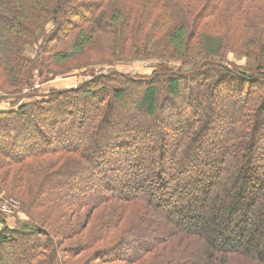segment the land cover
<instances>
[{
	"label": "trees",
	"instance_id": "16d2710c",
	"mask_svg": "<svg viewBox=\"0 0 264 264\" xmlns=\"http://www.w3.org/2000/svg\"><path fill=\"white\" fill-rule=\"evenodd\" d=\"M84 1L0 0V89L8 92L0 99L20 96L34 69L41 75L115 59L158 63L148 76L113 70L0 111V169L18 164L19 183L37 182L28 202L0 185L14 201L10 213L0 210L1 223L19 208L30 218L21 228L0 226L1 259L14 255L2 264L71 262L55 233L32 217L55 174H75L84 185L89 177L104 180L85 193L73 179L80 191L73 196L66 183L60 198L91 222L86 247L97 245L93 257L104 264L115 263L106 253L124 247L131 251L120 262L131 264H264V14L250 4L256 0ZM26 48L36 56L16 76L14 61ZM91 51L108 57L63 63ZM230 53L253 59L254 67L227 59ZM58 63L64 66L52 70ZM95 98L101 104L88 113ZM79 112L77 125L87 132L57 148L53 138L63 141L67 133L59 130L70 132ZM102 145L104 162L113 152L122 156L109 172L88 166ZM59 150L62 164L43 159Z\"/></svg>",
	"mask_w": 264,
	"mask_h": 264
},
{
	"label": "rangeland",
	"instance_id": "374dc122",
	"mask_svg": "<svg viewBox=\"0 0 264 264\" xmlns=\"http://www.w3.org/2000/svg\"><path fill=\"white\" fill-rule=\"evenodd\" d=\"M91 0H87L84 1L85 3H82V5L86 6V3H90ZM237 1V0H234ZM250 4L252 6H255L259 9H261L263 11L264 14V4H262V0H256L253 2H250ZM212 7V4H209ZM73 22L77 21L76 18H71ZM50 27V24L46 25V29L48 30ZM35 49V47H34ZM34 49L32 50L31 48H26L25 50V58L24 59H16L14 61V65L16 67L17 72L15 73L16 76L18 74H21L20 71H26L28 69V63L29 60L27 58L33 59V57L36 56ZM91 55L87 56L85 53L84 54H80L79 57L77 58H73V59H64L63 63H66V65H68V67L70 66H76L77 63H86V62H90V61H98V60H102V59H106L105 57H108L105 53L103 52H95V51H91L90 52ZM243 58L241 59H236L235 55H233V53H230L227 55V59L236 62L238 65L241 66H245L247 67H254V60L249 58L248 59L244 56H241ZM158 63V59H156L155 61L151 60V59H133L132 61H125V60H121V59H115L113 61H111V63H94V64H88V65H81L80 67H75L71 70H69V72H64V73H58L56 69H60L62 66L64 65H60L59 63L56 66H52V70H56V73L52 74L53 72L50 73H46V72H42L41 75H39L37 69H34L32 71V77H31V86H26V89H22L21 95L20 96H14L13 100L11 101V98H6V99H0V111H8V110H13L16 109L21 103H23L26 100H30V99H36V100H42V99H46L47 95L52 92V91H59L62 89H67V88H71V87H76L77 85L85 82V81H89L91 80L93 77H95L96 75L99 74H108L111 73L110 71H121L126 73L129 76H148L150 75L155 67V64ZM100 65V66H98ZM175 66H178V64H175ZM25 73V72H24ZM4 82H3V78L0 77V87H4ZM225 88H227V86L224 85ZM235 87V86H233ZM231 87L233 89V94L234 93V88ZM9 88V87H8ZM3 89H0V96L1 95H7L6 93L8 92H4L2 91ZM30 95V96H28ZM221 96V95H220ZM136 100H138V98H136ZM63 101V100H61ZM129 104V99L128 102H126ZM87 106H85V111H88V113H91V105L90 104H95V105H99L101 104V102L97 101V99H93V101H88L87 102ZM58 104H55L53 106L54 109L57 108ZM130 105V104H129ZM76 106H78V103H76ZM83 106V105H81ZM69 108H71L72 110V106H69ZM62 109V108H61ZM94 108H92L93 110ZM53 110V109H52ZM41 110H39L38 114H42L40 112ZM74 111V110H73ZM74 113V112H73ZM84 115L86 114L85 112H83ZM82 115V112L80 113H76L75 116H73V118H71L72 120L75 119L76 122L74 123V125L70 126V132L66 131L65 129H60V134H61V130L63 132H66L67 134H65V139L62 140H57L54 139L52 140L51 138V133L49 135V137L51 138L52 142L57 146V148H62L65 145L68 146L69 144L72 143V146L74 145L73 143L75 142V139L81 134V132H87V129H84L85 127L83 126H79L78 124V120L80 119L79 117ZM69 116H72V114L69 113ZM87 117H85L86 119ZM139 119L141 121L145 122V118L139 116ZM177 121V120H176ZM52 127V125H50ZM79 126V128L77 127ZM146 126V125H144ZM49 127V129L51 128ZM55 127L59 128V125L56 124ZM53 128V127H52ZM82 128V129H81ZM44 131H47L49 129H46L45 127H43ZM54 129V128H53ZM82 130V131H81ZM51 131V129H50ZM0 132H5V129L2 127L0 129ZM48 133V132H47ZM71 133V134H70ZM70 134V135H69ZM62 135V134H61ZM33 141V140H30ZM51 142V141H50ZM201 143V142H198ZM107 145V144H106ZM106 145H102V152L101 153H95L92 155V161L91 164H88L89 167L94 166L92 163L96 164L95 166H99L102 167L104 170H108L109 172V168L112 169H116V167H114L113 165H118L120 159L122 158V156H117V154H115V152L112 153L111 155V160H106V162H104L103 158H107L105 155L106 152ZM50 150L54 149L53 146H51L49 144ZM10 151H12V148L10 149ZM20 149H18L19 151ZM115 150V149H114ZM109 152H112L110 150V148L108 149ZM58 153H54L48 156H45L43 159H46V162H50V165H56L58 162L60 164H62V159L64 157V154L59 150L57 151ZM101 155L103 156L101 159ZM45 162V161H44ZM45 162V163H46ZM67 162V161H65ZM75 163H78L77 161ZM59 164V166H61ZM69 164V163H67ZM17 168H19L18 164H12L9 165V169L8 171L6 170V168H1L0 169V185L7 188L9 191H11L15 196H17L18 198L24 200V201H29V199L31 198L30 194L32 192L35 191V187H36V181L33 180L32 182H29L28 180L25 181V179L22 181V178L20 180V183L18 181V174H17ZM60 167H58L59 169ZM108 168V169H107ZM57 169V170H58ZM63 169H68L67 167H63L60 169V171H63ZM48 170V169H47ZM59 174H55L53 176L47 177L50 178V180L48 181V183H46L45 188H44V192L42 195V198L40 200V205L36 208H34V212H32V217L35 219H39L41 222H43L44 226L47 227L48 229H51L55 235L58 242V246L61 249V251H59L61 254V256L63 257V259L69 264H104L103 261L101 259H96L95 257H93L94 250H96L98 248V246L96 245L95 248H87L90 246V243L87 242L89 241V239L91 238V234L90 229H91V222L88 223H83V219L80 218L79 214H75L73 215L70 209V206H64V202L60 199L62 196H64V194L61 193V191H65V188L68 187L66 185V183L70 184V194H72L73 196L76 194L75 192H79V191L75 188L72 187V180L73 181H78L79 180L75 179L76 175H72V176H68L65 177L64 176H58ZM84 175V174H83ZM46 176V175H45ZM131 179V178H130ZM106 180V179H105ZM107 181V180H106ZM129 181V179L127 180ZM86 185H84V183L80 182L81 184V191L85 192L86 191H91L92 189H99V183L104 182V180H99L98 177H89L86 180ZM117 185V183H116ZM63 188V189H62ZM3 191V189H0V192ZM68 192V193H69ZM97 192V191H96ZM4 197L6 199H10L9 196H7V194H4ZM9 197V198H8ZM70 198V196L68 197ZM67 198V199H68ZM16 201V200H15ZM17 203V201H16ZM19 204V203H18ZM2 206V204L0 205V207ZM71 211V212H70ZM113 212L109 211L108 214L106 216H104V219L108 216H110ZM7 218H10V223H7L8 220ZM2 218L0 217V220ZM7 221L2 222L0 221L1 225L3 227V223L8 224L9 227H18L21 228L23 226H25L22 221H29L30 218L27 216V214L23 211H21V209L19 208L16 213L13 216H9L6 217ZM126 219H124L123 221H125ZM90 231V232H89ZM87 246V247H86ZM83 247H86V251L83 249ZM19 249L24 248V245H22L21 243L18 245ZM35 249H31V251H34ZM9 251V250H7ZM131 250H128L127 247H124L122 249V254L120 253H116V252H110V254L106 253V257L108 258H112L113 262L115 263H110V262H106L105 264H131V262H126L122 261L120 262V259H125L128 257L129 253ZM6 254H10V253H4V259H1L2 257L0 256V264H2L3 262H8L9 259H13V256H9L8 258L5 259V255ZM24 259H26V256L23 255ZM105 257V255L103 256V258ZM102 258V259H103ZM234 260V258L231 259V261ZM5 264V263H4Z\"/></svg>",
	"mask_w": 264,
	"mask_h": 264
},
{
	"label": "built area",
	"instance_id": "2783aa9c",
	"mask_svg": "<svg viewBox=\"0 0 264 264\" xmlns=\"http://www.w3.org/2000/svg\"><path fill=\"white\" fill-rule=\"evenodd\" d=\"M0 197L3 199L0 202V205L2 204V206L0 207V210L3 211V212H5V213H7V214L10 213L11 210H12L11 205H12V203H14V201L11 200V199H5L4 198V191H1L0 192Z\"/></svg>",
	"mask_w": 264,
	"mask_h": 264
},
{
	"label": "crops",
	"instance_id": "0c3cea01",
	"mask_svg": "<svg viewBox=\"0 0 264 264\" xmlns=\"http://www.w3.org/2000/svg\"><path fill=\"white\" fill-rule=\"evenodd\" d=\"M7 220H8V222H7V223H10V218H7ZM7 220H6V221H7Z\"/></svg>",
	"mask_w": 264,
	"mask_h": 264
}]
</instances>
